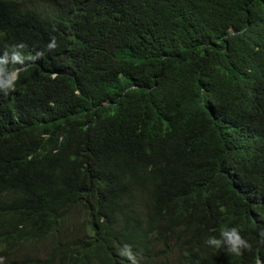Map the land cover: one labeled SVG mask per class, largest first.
<instances>
[{"label": "trees", "instance_id": "1", "mask_svg": "<svg viewBox=\"0 0 264 264\" xmlns=\"http://www.w3.org/2000/svg\"><path fill=\"white\" fill-rule=\"evenodd\" d=\"M0 258L264 264V0H0Z\"/></svg>", "mask_w": 264, "mask_h": 264}, {"label": "clouds", "instance_id": "2", "mask_svg": "<svg viewBox=\"0 0 264 264\" xmlns=\"http://www.w3.org/2000/svg\"><path fill=\"white\" fill-rule=\"evenodd\" d=\"M52 41H53V43L48 45V47H50V48L56 47L55 37L52 38ZM38 55H39V53H38ZM237 233H238V229L233 228L231 230V232L223 231L221 234L223 236L227 237V242L230 245V252L235 254V255H241L239 248L244 244V241L241 239V236L238 235ZM209 242L217 244V245L219 244V242L215 241V240H211ZM0 260H2V258H0ZM255 264H261L260 260L256 259Z\"/></svg>", "mask_w": 264, "mask_h": 264}, {"label": "rangeland", "instance_id": "3", "mask_svg": "<svg viewBox=\"0 0 264 264\" xmlns=\"http://www.w3.org/2000/svg\"><path fill=\"white\" fill-rule=\"evenodd\" d=\"M48 243L46 241L39 242L37 245L31 244L23 250H20L19 254L21 255L26 253H36L41 251V255L49 254V249H47ZM12 256V255H11Z\"/></svg>", "mask_w": 264, "mask_h": 264}]
</instances>
